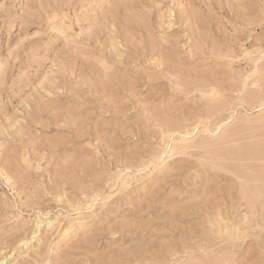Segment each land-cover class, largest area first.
Instances as JSON below:
<instances>
[{
  "label": "rangeland",
  "instance_id": "374dc122",
  "mask_svg": "<svg viewBox=\"0 0 264 264\" xmlns=\"http://www.w3.org/2000/svg\"><path fill=\"white\" fill-rule=\"evenodd\" d=\"M0 264H264V0H0Z\"/></svg>",
  "mask_w": 264,
  "mask_h": 264
}]
</instances>
